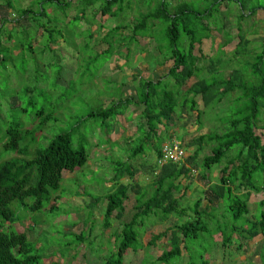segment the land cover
<instances>
[{
  "label": "trees",
  "instance_id": "16d2710c",
  "mask_svg": "<svg viewBox=\"0 0 264 264\" xmlns=\"http://www.w3.org/2000/svg\"><path fill=\"white\" fill-rule=\"evenodd\" d=\"M172 1L175 2L172 3ZM187 1L33 0L28 6L20 7L18 0H0V4L11 13L9 18L0 20V219L3 222L15 221L16 216L10 208L13 202H18L28 212L41 211L49 203H51L49 211L55 209L56 206L53 205L58 199L55 194L59 189L62 172H72L82 167L88 158L82 147L73 148L69 131L59 132L47 141L48 137H43V134L44 136L47 134L48 124L57 121L56 116L53 115L54 111L45 114L44 109L41 108L36 111L35 120L31 124L24 122L21 118L26 115L25 112L33 101L30 97L25 103L21 101V98H28L33 92L26 85L17 86L10 81L11 78L16 80L18 77H25L26 73L19 75V72L13 70L15 69L13 62L20 59L24 53L23 46H26L31 53L35 47H41L40 44L39 46L36 44L37 37L42 35L45 40L42 47L52 51L53 48L55 49L54 46L63 39V33L69 32L66 28L60 27L59 22L63 20L65 25L70 22L71 24L84 23L88 27L86 30L83 29V32L86 31L87 39L84 47L88 49L92 47L95 58L106 57L109 60L111 57L117 59L123 57L125 61L130 47H137L139 40L144 39L152 40L156 45L154 49L159 53L155 58L149 51L145 52L147 58H155L154 67L168 64L166 74L155 80L148 75L132 76L133 95L122 92L127 81L124 80L119 84L117 91L120 93L117 98L111 97L107 105L102 104L104 107H100L98 111H90L85 115L86 119L98 120L95 127L102 132L107 133L108 124L132 108L134 113L139 112V118H142L149 137L151 134L155 135L158 128L166 126L173 114H178L184 107L188 113H195V125L199 126L200 110L195 100L197 97L203 107L223 99L228 100L230 104L220 122L222 131L214 128L212 132L198 134L187 141L188 154L181 165L167 163L158 167L157 172H155L157 168L151 170L153 197L139 204L144 196L140 193L137 195L130 220L122 222L121 228L113 233V236H116L115 241L119 242L117 249L110 258H106L105 261L103 259V264H121L122 256L127 249L136 245L137 234L133 231V226L139 214L146 216L153 210H158V213L167 216L177 209L176 215H182L184 209L178 208L179 202L172 196V191L178 190L173 182L179 176L186 177L196 167L207 170L211 165L225 160L226 156V163L220 170L217 184L214 187L211 186L210 192L217 201L222 197L223 189L228 196H236L232 204L225 209L232 220L228 228L223 226V230L220 229L221 226L220 228L214 226V231L219 234L217 243L225 250L232 244L233 235L239 238L237 247L240 246V240L243 238L252 239L261 235L264 241V213L261 211L260 218H255L253 221H249L248 218L243 219L249 213L247 201L251 195L261 194L254 205L256 204L259 208L264 207V178L259 180L255 177L256 174L264 173V138H261L264 136V41L261 43L263 47L259 52L249 50L250 54L253 53L250 62L244 60V67L231 69L226 77L215 67L223 66L219 59L208 63L205 71L203 67L196 64L201 58L202 40L208 39L212 29L208 21L213 20V15L219 13L222 6L227 7L229 2L235 3L240 11V15L238 13L236 16L239 27L232 57L245 55L248 52L246 49L248 41L241 34L239 21L245 17L254 16L257 10L264 11V2L196 0V3L191 4ZM198 1L204 4L203 8H198ZM132 4L136 5L134 6L136 17L130 15ZM140 7H145L144 12H139ZM71 9H75L76 14L68 18L67 11ZM245 9L248 12L244 16L242 13ZM97 14L105 17L106 22L114 21L113 24L93 25L92 22ZM104 25L105 33L101 38L94 40V31L103 28ZM90 26L95 27L90 28ZM73 29L69 32L71 35H73ZM214 29L221 31L223 26L220 25ZM230 40V35L224 33V42L221 46L228 45ZM194 50L199 53L198 56H195ZM72 57L77 59L75 55ZM46 63H51V60ZM124 65L126 66L125 63ZM154 67L148 66L152 70ZM9 73L15 76L8 75ZM216 74L219 77H216ZM3 104L8 107L6 114L2 112ZM12 110H15L14 113L8 115ZM18 112L22 114L18 116ZM140 127H143V124ZM140 130L138 128L139 133L143 132V129ZM146 134L144 131L143 135ZM37 136L43 137L42 140L47 142L44 147H38L40 138L36 140ZM108 141L102 138L100 144H108ZM208 145L210 153L203 156L199 165H196L198 154ZM152 149L158 158L160 145ZM141 151L142 145L136 147L131 153V158ZM229 151L232 153L230 154ZM122 166L124 168L119 170ZM115 171L111 191L102 197L89 199L91 208L96 206L98 199L106 200L102 229L110 227L111 217L121 219L124 211L123 202L127 199V191L131 187L119 182L123 174L132 179L129 167H125V163L120 162L116 164ZM201 178L205 176L201 175ZM258 180L262 186L256 184ZM28 199L31 200L30 203L25 202ZM205 200L208 205L212 203L208 198ZM202 210L201 199H197L193 203L192 211L196 216L193 220L188 221L190 220L188 219L182 224L173 225L150 236L146 242L148 247H155L158 241L167 238L168 248L156 257L157 262L165 264L179 257L180 247L187 252L186 241L198 239L199 233L206 229L199 216ZM207 216L211 218L212 214L208 213ZM240 219L246 222L243 226H236V221ZM227 230L228 234L225 233ZM74 238L78 244L86 240L82 232ZM74 255L72 254L71 258H74ZM40 262L39 255L34 253L24 233H6L0 230V264H40Z\"/></svg>",
  "mask_w": 264,
  "mask_h": 264
},
{
  "label": "rangeland",
  "instance_id": "374dc122",
  "mask_svg": "<svg viewBox=\"0 0 264 264\" xmlns=\"http://www.w3.org/2000/svg\"><path fill=\"white\" fill-rule=\"evenodd\" d=\"M32 2L33 0H18V5L26 7ZM174 2L172 1V3ZM187 2L194 4L196 0H188ZM263 2L264 0H256V3ZM197 4L198 8L204 7V4L200 1ZM134 6L136 5L132 4V13L130 15L136 17ZM144 10L145 7L139 8V12H144ZM247 12V9H245L242 15L245 16ZM238 13L240 15L238 6L233 2H229L227 7L222 6L219 13L213 15V20L210 19L208 21L212 29L210 30L208 39L202 40L200 46L201 58L196 63L199 67L204 68L203 71H205L208 63L219 59L223 66L216 65L215 67L222 71V75L226 77L231 69L244 67V60L251 61L250 57L253 53L250 54V51L259 52L263 47L261 43L264 41V11L257 10L254 16L245 17L242 21H239L241 34L248 41V45L246 46L248 52L236 58L232 57L237 29L239 27L237 26L238 18L236 20ZM10 14L9 9L0 4V20L9 18ZM67 14L69 18L74 16L76 11L75 9H71L67 11ZM106 20L105 17L97 14L92 24L108 23L112 25L114 22H106ZM63 22V20L59 22L60 27L66 28L69 32L74 28L73 35L69 32H64L63 39L54 46L55 49L53 48L52 51L42 47V43H45L42 35L37 37L36 44V46L40 44L41 47H35V50L31 53L26 49V46H23L24 53L20 59H16L13 62L15 66L13 70L14 72H19V75L26 73L25 77L19 78L17 76L18 79L14 80L11 78L10 81L13 84H17V86L26 85L33 92V95H29L28 98H21V101L25 103L30 97H32L33 101V104H29L25 112L26 115L21 118L24 122H30L31 124L35 120L36 111L41 108L44 109L45 114H50L51 111H54L53 115L56 116L57 121L53 124L51 122L48 124L49 128H46L47 134L45 136L43 134V137H48L47 141L59 132L69 131L73 148L82 147L87 153L88 158L82 167L76 168L72 172H62L59 189L55 194L58 197L53 205L56 206L55 209L50 212L48 208L51 203H49L41 211L28 212L18 202H13L10 204V208L15 214L16 219L13 223H5L0 219V230L6 233H24L34 253L39 255L41 259L40 264H103V259L105 261L106 258H110L119 243L115 241L116 236H113V233L121 227L122 222L130 220L133 212L134 194L131 193V190L128 192V199L124 201L122 218L118 220L111 217L110 227L106 229H102L101 227L105 200L98 199L96 206L91 208L90 198L102 197L111 191L110 186L113 184L111 178L116 173V164L124 162L125 167H130L133 171L132 175L135 178H133V181L139 186L138 188L142 186L143 181H145V184L150 185L153 183L151 170L157 168L155 153L152 147H158L161 143L174 138L181 144L187 156V141L195 138L198 134L212 132L214 128L219 131L222 129L220 122L224 115H226L230 104L228 100L223 99L220 102L203 107L197 97L195 100L197 108L200 110L199 126L195 125V113H188L184 107L179 110L178 114H173L166 128L160 131V136L153 135L149 140H146L143 130V132H140L127 143L124 140L118 139L113 143L114 145H111V148L114 146L112 149L110 148L112 151L102 149L99 146L96 147L94 144L100 145V139L97 142L92 141L93 137L91 138V134L93 135L98 120L86 119L85 115L90 111H98L100 107H104L102 104L107 105L111 97L117 98L120 93L117 91L119 84L124 82V80L127 81L126 87L122 89V92L124 93L127 90L128 94H131L133 89L132 84L134 83L131 79L132 76L145 77V75H148L152 80H155L166 74L168 64L154 67L155 63L153 60L159 53L154 49L156 45L152 40L144 39L139 40L137 47H130L125 61L123 57L118 59L111 57L109 60L106 57L95 58L93 56V48L88 49L84 47L87 44V39L85 38L86 31L83 32V29L86 30L88 27L84 23L71 24L70 22L65 25ZM217 25L223 26V29L221 31L214 29L218 27ZM92 27L94 28L95 26ZM92 27L90 26V28ZM105 31V25L101 29H96L94 31V40L101 38ZM224 33H228L231 40L228 45L222 47ZM157 38L159 40V36ZM148 51L155 58H147L145 52ZM194 54L198 56L199 53L194 50ZM72 55L77 56V59L72 57ZM48 60H51V63L47 64L46 61ZM148 66L154 67V69H149ZM8 75L15 76L12 73ZM216 77H219V75L216 74ZM5 81L8 82L7 78H5ZM67 85L68 87H66ZM39 92L40 95L38 96ZM23 102L21 103L22 106ZM7 108L5 104L2 105V112L4 114H6ZM137 109L139 110V108ZM13 111L15 110L9 111L8 115H12ZM17 114L20 116L22 113L18 112ZM133 116H136V114L133 113ZM83 119L85 121H82ZM129 119V112H127L122 122L118 125L124 128V131L120 130L117 138L122 134L129 136L134 132L136 128L135 122H131L130 124L124 123V121H129ZM167 136L169 137L168 139L166 138ZM43 137L37 136L36 140L40 138L37 144L38 147L46 145L47 142L42 140ZM261 138L263 139L264 136H261ZM140 145H142V151L136 157L128 159V163L125 162L128 154ZM104 147L108 148L106 145ZM209 149L208 145L198 154L195 161L196 165H199V161L203 156L210 153ZM229 153L231 154L232 151H229ZM225 160H221L219 163L213 164L207 170H204L208 173V179H202L203 168L196 167L186 177L179 176L175 180L181 182V189L185 188V186L188 189H193L189 190V195L186 193L188 196L184 195L180 197L181 204H179V208L184 209L183 215L173 214L165 216L162 213H158V210H153L146 216L139 214L133 226V231L137 234L136 245L127 249L122 256L121 264H164L157 262L156 257L168 248L167 238L158 241L155 247H148L146 245L147 240L152 234L162 232L173 225L182 224L187 219L191 221L196 217L192 211L193 203L199 197H201V200L202 197L205 200V196L214 198L210 192V188L211 186H216L220 170L225 166ZM123 168L124 166L119 170ZM136 170L137 172H135ZM255 177L260 180L264 178V173L256 174ZM259 180L256 181V184L262 186ZM127 181L124 177L121 179L123 184H127ZM214 189L218 191V189ZM196 190L201 192L199 193ZM140 191V193L145 191L151 194L153 187H143ZM221 195L222 197L216 206H214L216 200L213 199L214 203H212V207L211 205L207 206V210L203 209L199 215L206 227L205 231L199 233L198 239L186 241L187 253L180 247V256L169 260L165 264H264V243L260 249H256L258 243L255 245L250 244L249 246L251 240L243 238L240 240L241 245L236 252L234 251L235 246H227L230 247L228 248L230 252H228L227 248L224 250L214 243V240L219 241V235L214 231V226L218 228L221 226L222 228L220 229L223 230V226L228 228L232 220L227 215L225 209L228 205L232 204V200L236 196H228L225 189L221 191ZM260 197L261 194L249 197L247 201L249 213L243 219L248 218L249 221H253L255 218H260L261 211L264 213V207L259 208L256 204L254 205V202L259 200ZM146 200L147 196L142 197L139 204L144 203ZM25 202L30 203L31 200L28 199ZM188 208H190L191 212L190 210L188 211ZM208 213L212 214L211 218H208ZM213 217H219V221H214ZM245 222L246 220L240 219L236 221L235 225L243 226ZM80 232L84 234L86 240L88 239L87 243L86 240L80 244L75 242L74 236ZM228 232L227 230L225 233L228 234ZM238 239L237 235H233L232 243L237 244L239 242ZM250 249L253 251L248 253ZM253 252L258 253L259 256L261 254L256 263L251 262L253 259L252 257L250 258V255ZM72 254H75L74 258H71ZM202 261L204 262L202 263Z\"/></svg>",
  "mask_w": 264,
  "mask_h": 264
},
{
  "label": "crops",
  "instance_id": "0c3cea01",
  "mask_svg": "<svg viewBox=\"0 0 264 264\" xmlns=\"http://www.w3.org/2000/svg\"><path fill=\"white\" fill-rule=\"evenodd\" d=\"M125 87H126V85H125ZM124 87V88H125ZM126 95H133L134 94V91H133V89H132V93L131 94H128V91L126 90L125 92H124ZM132 110V111H131ZM139 111V110H138ZM129 117H130V119H129V121H124V123H126V124H130L131 122L133 123V122H135L136 123V128L134 129V132H132V134H133V136H132V134L131 135H129V136H127V135H125V134H122V135H120L118 138H117V135H118V133H119V131L120 130H122V132L124 131V128H121V126H118L121 122H122V120H123V117L127 114V113H125V114H123V115H121V116H118V117H116L115 119H114V121L113 122H110L109 124H108V132L106 133V132H102L99 128H96V129H94V133H93V135L91 134V138L93 137V139H92V141H94V142H97V140L98 139H102L103 138V140H105V141H107V140H109L108 141V144H94V146H96V147H101L102 149H109L110 151H112L111 149L114 147H112L111 148V145H114L113 143L114 142H116L118 139H120V140H124L126 143L127 142H129L133 137H135L136 135H138L139 134V132H138V128H140L141 130L143 129L144 131H145V134H146V132H147V128H145V126H144V123H143V120H141L140 118H139V112H137V113H135L136 114V116H133V113H134V111H133V108L132 109H130L129 111ZM143 124V127H140L141 125ZM166 128V126H163V127H160V128H158L157 129V131H156V133H155V136H157V135H161V133H160V131L161 130H164ZM99 136H100V138H99ZM153 136V134H151V135H149V137H148V134H146L145 136H144V138L146 139V140H149V138L150 137H152ZM167 139L169 138L168 136L166 137ZM162 144V143H161ZM160 144V145H161ZM107 146L108 148H105L104 146ZM111 148V149H110ZM113 150H115V149H113ZM153 150V149H152ZM131 153L132 152H130L129 154H128V156H127V158H126V160H125V162H127L128 163V159H130L131 158ZM155 153V152H154ZM185 156H186V154H185ZM136 157V156H135ZM134 158V157H133ZM155 158H156V153H155ZM132 159V158H131ZM156 161V160H155ZM179 165H181V163L180 164H178V166ZM129 167V166H128ZM129 169H130V167H129ZM131 170V169H130ZM135 172H137V170L135 171ZM131 173L133 174V171L131 170ZM204 173V174H203ZM207 172L206 171H204V169H203V171H202V174L201 175H204L205 176V178H203L204 180L205 179H208V176H207ZM125 178L126 180H128L126 183L128 184V185H131V187L128 189V191H127V198L129 197L128 196V192L131 190V193H133L134 194V202H135V197H137V195L141 192L140 191V189L141 188H143V187H147V186H153L152 184L153 183H151L150 185H147V184H145V181H143V183H142V186L140 187V188H138L139 186L136 184V182H134L133 181V178H134V176L132 175V179H129L128 178V176L126 175V174H123V176L119 179V182L122 184V185H126V184H123L122 182H121V179L122 178ZM220 177V175L218 176V178ZM217 178V179H218ZM112 179V178H111ZM135 179V178H134ZM176 182V183H175ZM180 183L181 182H177V181H174L173 182V184L174 185H176L177 186V188H178V190L177 191H172V196H173V198H176V200H178V202H179V204H181V202H180V197L181 196H184V195H186V196H188L189 195V190H193V189H188V188H186V186H185V188L183 187L182 189L180 188ZM215 184V183H214ZM213 184V185H214ZM111 188L110 189H112L113 187L112 186H110ZM181 189V190H180ZM179 190H180V192H179ZM203 190V189H202ZM196 191H199V190H196ZM179 192V193H178ZM201 191H199V193H200ZM153 193H154V191L151 193V194H149V193H147V192H143V193H140V195H143V196H147V199L148 198H151V197H153ZM188 195H187V194ZM233 193H238V192H233ZM206 198L205 199H210L211 201H212V203H214L213 202V199L214 200H216L215 198H212V197H210V196H205ZM201 197H199V199H200ZM249 199V198H248ZM127 200V199H126ZM202 201H204V202H202ZM201 202H202V208L203 209H206L207 208V206H209V205H211V207H212V203L211 204H205V202H206V200H204V197H202V200H201ZM105 203H106V200H105ZM218 203V201L216 200L215 201V205L214 206H216V204ZM133 205H134V203H133ZM133 205H132V207H133ZM179 207H180V205H179ZM178 207V208H179ZM179 209H181L182 210V208H179ZM207 210V209H206ZM177 213V209L174 211V212H172L171 214H169V215H173V214H176ZM184 213V212H183ZM183 213H182V215H183ZM168 216V215H167ZM186 216V215H185ZM186 218V217H185ZM219 219V217L218 218H216V217H213V220L214 221H216V220H218ZM188 220V219H187ZM219 221V220H218ZM219 226V225H218ZM216 234H218V233H216ZM219 235V234H218ZM260 237H261V235H257L256 237H254V238H252V239H250L251 240V242H249V246H250V244L251 245H255L256 243H258L257 244V246H256V249H260L261 247H262V245H263V243H264V241L261 239L260 240ZM214 243L215 244H218L217 243V241H215L214 240ZM241 243V242H240ZM237 245L238 244H235V243H232L231 245H230V247H233V246H235L236 248L234 249V251L236 252L237 250H238V247H240V246H238L237 247ZM241 245V244H240ZM229 247V248H230ZM249 248V247H248ZM228 249V248H227ZM253 250L252 249H250L249 251H248V253L249 252H252ZM186 252V251H185ZM228 252H230L229 251V249H228ZM187 253V252H186ZM260 256H261V254H260ZM260 256L258 255V253H255V252H253V254H251L250 255V258L252 257V259L253 260H251V262L252 263H256L258 260H259V258H260ZM248 258H249V256H248ZM249 263H250V261H249Z\"/></svg>",
  "mask_w": 264,
  "mask_h": 264
},
{
  "label": "built area",
  "instance_id": "2783aa9c",
  "mask_svg": "<svg viewBox=\"0 0 264 264\" xmlns=\"http://www.w3.org/2000/svg\"><path fill=\"white\" fill-rule=\"evenodd\" d=\"M185 156L183 149L180 147L179 143L175 140L170 141L167 144H164L160 149V157L157 161V164L163 165L167 162L179 164L181 163Z\"/></svg>",
  "mask_w": 264,
  "mask_h": 264
},
{
  "label": "clouds",
  "instance_id": "9594fccd",
  "mask_svg": "<svg viewBox=\"0 0 264 264\" xmlns=\"http://www.w3.org/2000/svg\"><path fill=\"white\" fill-rule=\"evenodd\" d=\"M172 140H175L174 138L173 139H170V140H168V141H166V142H163L161 145H160V149H161V147L164 145V144H167V143H169L170 141H172ZM175 141H177V140H175ZM178 142V141H177ZM179 143V142H178ZM179 145H180V143H179ZM180 147H181V145H180ZM182 148V147H181ZM183 149V148H182ZM184 151V150H183ZM160 152V151H159ZM185 153V152H184ZM160 157V156H159ZM159 157L158 158H156V165H157V168L158 167H162V166H164L165 164H167V163H170V162H167V163H165V164H163V165H158L157 164V161H158V159H159ZM184 158H185V156H184ZM184 158L182 159L183 161H184ZM183 161L181 162V164L183 163ZM171 164H174V163H171ZM180 164V163H179ZM175 165H178V164H175ZM137 197H135V199H136ZM128 199V198H127ZM126 201V200H125ZM135 203V202H134ZM123 205H124V202H123ZM123 213H124V211H123ZM133 213V212H132ZM132 215V214H131ZM122 216H123V214H122ZM122 218V217H121ZM131 218V217H130ZM102 219H103V215H102ZM101 224H102V222H101ZM121 228V227H120ZM119 228V229H120ZM118 229V230H119ZM117 230V231H118Z\"/></svg>",
  "mask_w": 264,
  "mask_h": 264
}]
</instances>
